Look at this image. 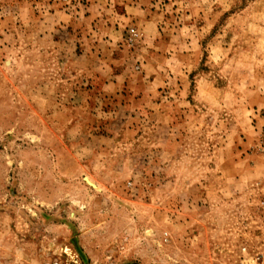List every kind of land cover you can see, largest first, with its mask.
I'll list each match as a JSON object with an SVG mask.
<instances>
[{"label":"rangeland","instance_id":"1","mask_svg":"<svg viewBox=\"0 0 264 264\" xmlns=\"http://www.w3.org/2000/svg\"><path fill=\"white\" fill-rule=\"evenodd\" d=\"M142 1L171 43L127 28L125 53L80 63L63 41L81 29L50 14L92 0H0V264L264 251V0ZM71 128L116 139L82 158L95 177L70 160Z\"/></svg>","mask_w":264,"mask_h":264},{"label":"crops","instance_id":"2","mask_svg":"<svg viewBox=\"0 0 264 264\" xmlns=\"http://www.w3.org/2000/svg\"><path fill=\"white\" fill-rule=\"evenodd\" d=\"M13 9L12 6H9V14H12L14 17V14L17 13H15ZM16 11H19V9ZM163 12L164 9L161 5H149L142 0H92V4L90 5H81L78 6L77 9L69 6L66 7L65 10L50 14V16L55 17L61 14L65 22H68V24L66 23L68 27L70 26L69 24H73L81 29L80 33L74 37V39L68 37L67 42L63 41V45L69 44V47L74 44L73 46L75 48L71 53L75 54L71 56L74 60L81 63L82 61L85 62L91 59H103V56L106 55L111 59H116L118 55L123 54L124 51H118V45L121 44L127 28H137L143 35L144 43H156V45L171 43V40L167 42V37L165 35L164 37L161 35V30H163L166 20ZM50 20L51 18L47 19L45 22H49ZM70 49L72 50V48ZM64 50L65 49H63V51ZM64 54L65 53H63V55ZM101 71L102 68L97 69L94 74H101ZM102 91L104 92L107 90L103 89ZM70 123L73 122L70 121ZM68 133V141H77V144L74 145L67 144L71 162L73 160L80 165V171L78 172H84L93 176L94 170L91 164L81 162L83 161L82 158L85 156L91 157L100 154H111V150L104 148L102 145L109 144L108 146L110 147V142L116 143V139L110 136L105 138L104 136H99L89 141L87 145H83L80 143L79 138L73 135V133H75V128L68 130ZM75 170L76 169H71V171ZM94 185L96 188H109L108 185L100 181H96ZM101 197L103 198L104 196ZM96 198L97 196L95 199ZM103 200H105V198H103Z\"/></svg>","mask_w":264,"mask_h":264},{"label":"built area","instance_id":"3","mask_svg":"<svg viewBox=\"0 0 264 264\" xmlns=\"http://www.w3.org/2000/svg\"><path fill=\"white\" fill-rule=\"evenodd\" d=\"M49 264H69L63 259H57ZM74 264H79L78 262ZM240 264H264V251H252L247 247L241 248Z\"/></svg>","mask_w":264,"mask_h":264}]
</instances>
